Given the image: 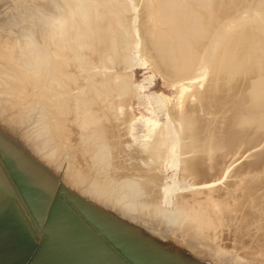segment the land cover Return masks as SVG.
I'll return each instance as SVG.
<instances>
[{"label":"bare ground","instance_id":"6f19581e","mask_svg":"<svg viewBox=\"0 0 264 264\" xmlns=\"http://www.w3.org/2000/svg\"><path fill=\"white\" fill-rule=\"evenodd\" d=\"M6 1L0 264H264V0H138L140 54L174 89L160 99L183 140L145 120L132 153L129 81L97 70L134 36L128 4ZM179 146L190 189L167 211Z\"/></svg>","mask_w":264,"mask_h":264},{"label":"rangeland","instance_id":"374dc122","mask_svg":"<svg viewBox=\"0 0 264 264\" xmlns=\"http://www.w3.org/2000/svg\"><path fill=\"white\" fill-rule=\"evenodd\" d=\"M1 1V0H0ZM9 1L13 0H7L5 4H9ZM92 1H97L101 2L99 0H92ZM137 1V2H136ZM235 1V0H234ZM238 1V0H237ZM119 2H123L129 6L130 15L128 14L127 16H130L131 18H128L129 20L132 19V15H134L133 19L131 22L127 20L126 26L129 27L130 25L131 33L134 35L130 37L125 36L124 41L119 43V46L117 48V54L114 53L113 55L110 54V56H107V60L103 61V64L99 66V69L102 72H111L114 76H124L122 82H126V86L129 81V85L127 86L128 89H131L133 91L132 95V101H131V108L132 112L134 115V121L131 124V135H132V141L135 143H132L134 145H127L126 151H129L132 153L135 150V147L138 145L137 142L142 143L146 141L144 138H149L146 134H148V128L145 120H151V121H156L159 126L165 128V131L167 133L166 136V141L167 144H170L172 142L177 141L178 143H181L182 140L179 139L181 137L178 132L176 133V130H178L177 123L172 122L171 117L168 115V111L166 110V105L161 102L160 95H164L168 98L172 97V95L175 93L174 89L168 88L166 85H164L162 76L156 72L153 71L143 60L141 52V45H140V39L137 34V24H139V20L136 14H140L139 7H136L140 3L138 0H119ZM236 2V1H235ZM246 2V0H245ZM247 4V2H246ZM102 6V3L100 7ZM105 8H100V12L104 11ZM131 9V10H130ZM247 9V8H246ZM243 9V10H246ZM0 10H4V8H0ZM249 10V9H247ZM246 10V11H247ZM131 11L133 14H131ZM249 14V13H248ZM136 15V16H135ZM59 17V16H58ZM133 31V32H132ZM137 31V32H135ZM137 34V35H136ZM137 36V37H136ZM134 37V38H133ZM138 38V39H137ZM142 42V41H141ZM140 49V51H139ZM112 55V56H111ZM128 77V78H126ZM127 79V80H126ZM124 82V83H125ZM131 85V87H130ZM130 87V88H129ZM130 91V90H129ZM175 124V126H174ZM175 127V128H174ZM177 128V129H176ZM176 129V130H175ZM145 136V137H144ZM179 137V138H178ZM151 138L148 139V143H151ZM136 144V145H135ZM132 146L133 151L130 150ZM179 148V149H178ZM181 147H176L175 151L177 154H179L175 158H168L167 160V165L166 166V176L164 179L163 183V191H162V207L166 209L167 211H173L175 208V199L178 194H183L184 192H188L190 189L189 183L186 181L189 179H186V177L180 171V149ZM132 151V152H131ZM128 153V152H127ZM132 160L133 156L130 154ZM127 157V156H126ZM180 157V159H179ZM128 158V157H127ZM130 157L127 159L128 162ZM122 162V161H121ZM132 162V161H131ZM123 163V162H122ZM180 168V169H179ZM183 175V178L181 176ZM182 178V180L180 178ZM184 178L186 179L184 181ZM189 182V180H188Z\"/></svg>","mask_w":264,"mask_h":264},{"label":"water","instance_id":"95a60500","mask_svg":"<svg viewBox=\"0 0 264 264\" xmlns=\"http://www.w3.org/2000/svg\"><path fill=\"white\" fill-rule=\"evenodd\" d=\"M30 228H31L32 232L34 233V235H36V231H35V229H37L36 226L35 225H30ZM37 233H38L39 236H41L39 231H37Z\"/></svg>","mask_w":264,"mask_h":264}]
</instances>
